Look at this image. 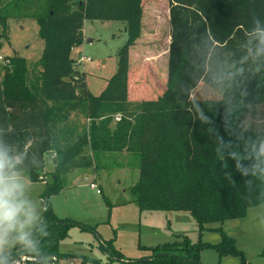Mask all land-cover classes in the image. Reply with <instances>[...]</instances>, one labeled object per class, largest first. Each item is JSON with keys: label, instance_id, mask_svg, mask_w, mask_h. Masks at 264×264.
<instances>
[{"label": "trees", "instance_id": "obj_1", "mask_svg": "<svg viewBox=\"0 0 264 264\" xmlns=\"http://www.w3.org/2000/svg\"><path fill=\"white\" fill-rule=\"evenodd\" d=\"M143 1L0 0V38H8L10 21L32 19L44 42L35 64L17 54L0 64V149L11 158L4 174L40 181L46 156L53 161L42 218L28 234L32 245L0 254L2 264L69 256L59 248L70 229L94 227L58 218L49 198L64 189L69 172L123 152L137 156L131 193L140 212H189L199 236L193 243L178 234L147 247V260L112 250L120 264H202L206 248L244 263L222 227L212 229L222 235L219 243L203 242L202 234L208 224L244 218L264 204V0H168L166 90L136 103L128 99L129 56L141 37ZM96 20L123 22L127 33L118 69L97 96L71 56L84 40L85 21ZM202 88L215 96H200Z\"/></svg>", "mask_w": 264, "mask_h": 264}, {"label": "rangeland", "instance_id": "obj_2", "mask_svg": "<svg viewBox=\"0 0 264 264\" xmlns=\"http://www.w3.org/2000/svg\"><path fill=\"white\" fill-rule=\"evenodd\" d=\"M142 3V33L129 56L128 99L136 103L155 100L166 90L170 42L168 0H144ZM9 25L8 38H0V54L6 57L17 54L30 66L35 64L44 49L37 22L27 19L10 21ZM83 33L82 44L72 50L71 56L76 62L81 57L86 58L76 64V68L85 74L90 92L97 96L118 69V52L127 41V33L123 22L100 20L85 21ZM198 93L205 97L215 96L204 88ZM116 115L120 118L121 114ZM115 117L113 124L117 121ZM72 118L78 117L73 115ZM78 121L82 123L84 119L79 117ZM51 157L52 154L46 156L44 180L31 181L22 172L4 174L20 186L15 192V203L20 206L19 220L25 222L23 231L27 235L42 218L46 182L53 171ZM138 179L137 156L127 152L103 153L95 167L69 172L64 189L49 198L51 209L58 218L72 219L94 230L73 226L59 248L69 256L48 257L43 264H91L92 261L120 264L112 250L119 251L125 259L147 260L151 256L147 247L172 242L178 234L188 236L195 243L199 230L189 212H140L131 193ZM91 183L96 188H91ZM205 227L203 242H221L222 235L212 229L222 227L243 252L244 263L240 257H221L214 249L206 248L200 252L202 264H264V204L250 208L244 218ZM18 235V230L4 228L0 254L23 244L17 239ZM109 243L113 247L107 249Z\"/></svg>", "mask_w": 264, "mask_h": 264}, {"label": "clouds", "instance_id": "obj_3", "mask_svg": "<svg viewBox=\"0 0 264 264\" xmlns=\"http://www.w3.org/2000/svg\"><path fill=\"white\" fill-rule=\"evenodd\" d=\"M261 42L264 43V34H261ZM260 153L264 154V144L260 146ZM11 166V158L7 153L0 149V245L3 244L4 228L7 230H18L17 239L25 246L30 247L32 241L28 238L27 233L23 231L25 222L19 220L20 206L15 203V192L20 187L10 177L4 175L5 169ZM29 221L31 216H28Z\"/></svg>", "mask_w": 264, "mask_h": 264}, {"label": "built area", "instance_id": "obj_4", "mask_svg": "<svg viewBox=\"0 0 264 264\" xmlns=\"http://www.w3.org/2000/svg\"><path fill=\"white\" fill-rule=\"evenodd\" d=\"M86 58L85 57H81L78 61L77 64H81L82 62H84ZM9 62L8 58L2 54H0V64H7ZM115 119L117 121L120 120L119 117H115ZM40 180H44V173H42V175H40ZM91 188H96L95 184L91 183L90 184ZM98 193H100L99 190H97ZM39 263L38 259L35 257H31V256H22L20 259H16L14 261H12L10 264H37Z\"/></svg>", "mask_w": 264, "mask_h": 264}]
</instances>
